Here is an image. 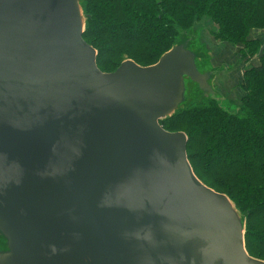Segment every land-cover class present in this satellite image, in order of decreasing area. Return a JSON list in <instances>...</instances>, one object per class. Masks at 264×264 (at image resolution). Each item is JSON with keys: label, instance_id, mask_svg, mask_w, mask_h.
<instances>
[{"label": "water", "instance_id": "95a60500", "mask_svg": "<svg viewBox=\"0 0 264 264\" xmlns=\"http://www.w3.org/2000/svg\"><path fill=\"white\" fill-rule=\"evenodd\" d=\"M82 3L0 0V264H264L160 124L219 73L185 36L103 73Z\"/></svg>", "mask_w": 264, "mask_h": 264}, {"label": "trees", "instance_id": "16d2710c", "mask_svg": "<svg viewBox=\"0 0 264 264\" xmlns=\"http://www.w3.org/2000/svg\"><path fill=\"white\" fill-rule=\"evenodd\" d=\"M82 9L83 37L103 73L128 60L157 64L204 20L219 44L239 49L246 66L236 110L203 98L160 124L187 135L195 175L234 203L246 221L248 254L264 261V46L253 36L264 31V0H83Z\"/></svg>", "mask_w": 264, "mask_h": 264}, {"label": "rangeland", "instance_id": "374dc122", "mask_svg": "<svg viewBox=\"0 0 264 264\" xmlns=\"http://www.w3.org/2000/svg\"><path fill=\"white\" fill-rule=\"evenodd\" d=\"M207 22V23H206ZM212 28H215V25L212 24L211 22H208L207 20H204L200 27L195 30L192 31L190 34L187 35H183L185 36V38L191 39V49L194 51H199L200 54L202 55V59L199 62L200 68L204 71H216L218 72V70L222 71V70H227L228 67L227 66H219V65H214L213 64V55L211 54L212 52H214L215 48L213 47V45L211 44V41H213L214 43L216 42L217 46L220 45H227L230 46L228 44H220L215 40V37L213 36V31ZM210 32V37L209 38V34L208 32ZM218 43V44H217ZM236 64V63H234ZM230 67V66H229ZM232 71H235V68L233 66H231ZM115 69L111 68V70L109 71V73L106 74H110V73H114ZM114 71V72H113ZM219 77V74H217L216 79L214 81V87H215V91L217 93L218 99L222 100V104L225 108H228L229 110H236L238 104L233 102V100L229 97V93H228V88L227 86H225V88H222V85L220 84V80L219 79V84L217 82V79ZM225 89H227V92L225 94ZM241 89V88H240ZM204 98L203 94L200 93L198 91V89L196 88L195 90V96L192 100V103L195 102H199L200 100H202ZM191 104V102L189 103Z\"/></svg>", "mask_w": 264, "mask_h": 264}, {"label": "crops", "instance_id": "0c3cea01", "mask_svg": "<svg viewBox=\"0 0 264 264\" xmlns=\"http://www.w3.org/2000/svg\"><path fill=\"white\" fill-rule=\"evenodd\" d=\"M212 30H214V28H212ZM210 32H208V34ZM208 36L209 38L212 37V36L210 37V34ZM253 36L255 38H259L264 46V31L263 32L257 31L256 33L253 34ZM211 44L215 48L214 52L211 53L213 55V59H212L213 64L215 66L222 65L228 67V69L225 71L218 70L219 77L217 79V82L219 84V79L221 78L220 84L222 85V88H225V86H227L229 97L233 100V102L240 105L243 99V93L240 89V86L243 79V73L246 64L243 61H241L237 55V51L239 49L231 45L227 46V45L219 44L220 46H217L216 42L214 43L213 41H211ZM231 66L235 68V71H232ZM224 91L226 94L227 89H225Z\"/></svg>", "mask_w": 264, "mask_h": 264}, {"label": "bare ground", "instance_id": "6f19581e", "mask_svg": "<svg viewBox=\"0 0 264 264\" xmlns=\"http://www.w3.org/2000/svg\"><path fill=\"white\" fill-rule=\"evenodd\" d=\"M222 107V106H221ZM247 249V248H246Z\"/></svg>", "mask_w": 264, "mask_h": 264}]
</instances>
